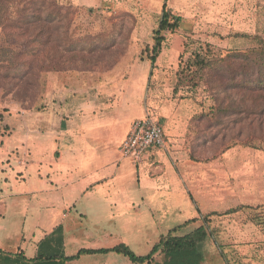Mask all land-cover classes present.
<instances>
[{
	"label": "crops",
	"instance_id": "1",
	"mask_svg": "<svg viewBox=\"0 0 264 264\" xmlns=\"http://www.w3.org/2000/svg\"><path fill=\"white\" fill-rule=\"evenodd\" d=\"M61 1L84 10L126 7L121 10L129 12L126 5L141 0ZM99 25L95 33L113 28ZM115 40L114 49L132 43L128 37ZM177 59L178 54L160 49L152 64L122 49L110 63L101 62L92 70L42 74L44 109L28 114L20 107V122L0 141V179L7 191L0 197L1 254L19 264H40L44 261L39 256L60 252L71 257L80 250L123 244L135 255L140 254L136 250H147L137 255L145 256L161 236L195 220L172 232L188 235L201 226L202 218L218 211L213 199L221 190L214 188V162L224 154L223 147L216 150L215 135L208 139L196 134L199 110L193 100L172 96L165 80L173 76ZM146 111L163 127L165 148H153L143 161L121 166L117 148ZM198 140L203 143L194 145ZM124 168L136 180H125ZM11 211L19 215L18 222L8 221ZM13 225L14 232L9 231ZM58 229L62 245L50 240ZM13 236L16 245L10 249L6 242ZM70 242L77 246L74 252L69 251ZM201 252L204 255L203 247ZM164 262L172 258L158 252L145 264ZM65 264L133 263L109 251Z\"/></svg>",
	"mask_w": 264,
	"mask_h": 264
},
{
	"label": "rangeland",
	"instance_id": "2",
	"mask_svg": "<svg viewBox=\"0 0 264 264\" xmlns=\"http://www.w3.org/2000/svg\"><path fill=\"white\" fill-rule=\"evenodd\" d=\"M56 2L67 13L69 11V34L72 38L107 35L115 46L117 43L115 38L128 37L132 39V43L120 44L116 46L115 51L131 50L143 58L152 54L156 42L154 32L158 28L163 5L166 4L167 10L180 18L181 25L174 33H163L161 52L171 51L178 54L173 76L171 79L166 78L165 82L171 84L172 96L175 98L186 97L193 100L199 110L194 124L195 127L200 126L196 134L200 138L205 136L208 139L215 135L214 147L217 150L222 145L221 151L224 152L214 162L216 166L214 188L216 191L221 190L213 199L219 204L215 206L218 211L198 222V225L205 223L208 233L205 242L201 244L205 250L202 264H264V126L261 131L256 121L251 118L239 123L223 118L218 123L212 118L211 109L215 102L208 87L203 82L196 85L193 81L190 83L185 79L188 72H193L191 76L196 75L194 65L196 59L193 53L199 50H203L204 56L206 49L225 55L228 50L247 52L257 48L259 40L264 39V0H141L137 1V4L129 2L126 5L131 10L129 12L121 10L126 7L84 10L69 2L63 3L61 0ZM99 24H113V28L110 32L101 30L95 33L94 30ZM24 42V36L18 30L0 25V67L8 68L20 61L26 63L33 61L34 58L28 53L21 55L20 61H15ZM188 65L192 66L190 70L185 69ZM18 67L16 65L15 73L8 75H3L4 68L0 70V131H5L0 141L7 134L4 122H8L9 116L14 119L11 121L13 127L20 122L18 105H24L26 108L30 105V102L28 105L19 103L23 99L20 95L21 82L14 81L13 78L20 72ZM177 70L185 72L182 73L184 81L181 85H177ZM36 93L33 99L34 108L31 109L37 113L45 107L41 102L44 99L41 84ZM27 112L29 114V111ZM261 125H264V122ZM207 128L213 131H205ZM202 143L198 140L194 145L199 146ZM117 157L122 159L121 166L132 162L131 159L121 156L119 148ZM127 173L124 168L122 175L125 180H136L132 172ZM4 187V181L0 179V197L7 193ZM9 215L10 224L18 222L19 215L15 211H11ZM105 224L110 223L107 221ZM13 226L9 231L14 232L17 225ZM16 240L15 236L9 238L6 246L10 249L15 247ZM70 240H74L73 236ZM70 245L69 251L74 252L76 244L70 242ZM136 251L140 253L137 255L147 253V250L142 248ZM168 256L175 258L168 264H183L180 253Z\"/></svg>",
	"mask_w": 264,
	"mask_h": 264
},
{
	"label": "trees",
	"instance_id": "3",
	"mask_svg": "<svg viewBox=\"0 0 264 264\" xmlns=\"http://www.w3.org/2000/svg\"><path fill=\"white\" fill-rule=\"evenodd\" d=\"M13 9V11H11ZM69 11L64 10L56 0H0V25L4 28L16 29L24 36V46L16 56L15 61L26 53L31 54L33 61L28 63L20 61L11 67L4 68L3 75H8L19 66V73L13 76L14 81H20V100L22 105L30 104L27 108L18 105L26 111L34 108L33 99L40 88L42 74L64 71L92 70L101 62H109L116 55L114 42L102 35L74 39L69 34ZM180 18L172 15L163 5L162 15L157 30L154 32L155 45L152 54L147 59L153 64L160 52L164 41L163 33H174L180 27ZM248 37V36H244ZM257 41L259 39H256ZM200 51V52H199ZM193 53L196 59V75L188 72L186 81L199 85L203 82L208 87L215 102L211 109L212 118L218 123L223 119H231L233 123L242 122L248 118L256 121L257 126L263 131L264 122V39L259 40V45L252 51L228 50L225 55L214 53L206 49L204 56L199 50ZM116 52V53H115ZM112 63V62H111ZM188 65L185 69L190 70ZM183 68V70H185ZM183 70H177V85L184 81ZM13 74V73H12ZM191 76V77H190ZM178 87V86H176ZM18 89L19 87H15ZM9 118H11L9 116ZM17 118V117H16ZM14 120V119H13ZM11 118V121H13ZM5 123V122H4ZM6 135L13 131V125L5 123ZM5 131H0V137ZM243 145H248L243 143ZM205 219V218H204ZM173 229L177 232L185 225ZM205 223L192 233L185 236H173L172 232L161 236L152 250L145 256L135 255L129 247L120 244L110 250H80L71 257L57 252L47 257L39 256L38 260L45 264H65L78 259L81 255L114 252L128 258L133 264L152 263L153 257L158 252L164 254L180 253L183 264H202L203 253L201 244L208 236ZM56 245H62L61 230L54 231L50 239ZM9 254L0 253V261L8 264H19L18 260ZM171 257V256H170ZM172 261L175 259L173 257ZM24 261V258H22ZM180 262V263H181ZM40 263V264H44Z\"/></svg>",
	"mask_w": 264,
	"mask_h": 264
},
{
	"label": "built area",
	"instance_id": "4",
	"mask_svg": "<svg viewBox=\"0 0 264 264\" xmlns=\"http://www.w3.org/2000/svg\"><path fill=\"white\" fill-rule=\"evenodd\" d=\"M153 148H165V134L159 121L146 111L145 117L132 123L119 152L123 158L141 162Z\"/></svg>",
	"mask_w": 264,
	"mask_h": 264
}]
</instances>
